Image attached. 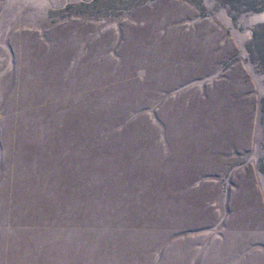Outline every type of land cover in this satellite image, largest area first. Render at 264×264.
Returning <instances> with one entry per match:
<instances>
[{
    "label": "rangeland",
    "instance_id": "1",
    "mask_svg": "<svg viewBox=\"0 0 264 264\" xmlns=\"http://www.w3.org/2000/svg\"><path fill=\"white\" fill-rule=\"evenodd\" d=\"M0 264H264V0H0Z\"/></svg>",
    "mask_w": 264,
    "mask_h": 264
}]
</instances>
